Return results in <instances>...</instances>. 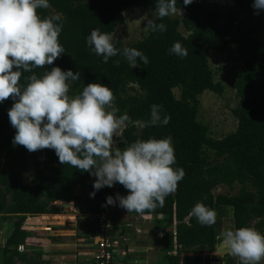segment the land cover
Instances as JSON below:
<instances>
[{"label": "trees", "instance_id": "1", "mask_svg": "<svg viewBox=\"0 0 264 264\" xmlns=\"http://www.w3.org/2000/svg\"><path fill=\"white\" fill-rule=\"evenodd\" d=\"M233 1L236 10L223 19L198 0L189 5L177 0L180 18H153L157 24L164 23L166 31L148 30L143 39L127 45L114 35L125 11L133 6L156 9L157 0H49V8L38 9L42 18L61 16L56 23L63 24L59 42L66 51L52 65L34 69L37 75L57 66L79 72L80 79L69 82V95L79 94L93 82L112 89L120 110L117 115L126 112L135 122L126 123L119 150L138 139L172 137L176 156L173 167L185 171L177 190L165 198L163 207L143 214L122 208L127 214L154 216L162 238L157 264H208L220 259L216 252L225 226L231 225V230L249 226L264 234V10L257 13L253 0ZM181 24L187 35L180 31ZM93 29L112 34L121 51L124 47L142 51L149 63L131 68L119 54L104 63L103 57L87 45ZM177 41L188 50L186 57L169 54ZM208 49L227 51L243 64L235 75L238 103L233 112L237 127L222 138L212 137L210 128L198 118L200 95L207 90L223 92L210 66ZM23 76L21 84L26 83ZM130 85L137 86V93H128ZM14 102L11 97L0 102V226L8 223L5 242L0 243V264H51L41 250L49 234L30 228L29 216L63 213L57 201L76 202L90 216L86 225L93 236L99 229L98 216L103 213L108 212L106 217L116 226L119 205H108L107 197L115 198L117 193L127 196L129 191L118 182L95 190L96 177L62 164L55 150L29 152L14 145L16 129L8 115ZM153 104L163 106L162 116L169 115L170 122L141 127L150 119ZM206 149L214 150L215 156ZM220 185L238 189L233 194H215L213 190ZM93 192L95 195H90ZM198 202L215 210L214 225L201 226L190 215ZM111 231L115 233V229ZM226 261L240 264L231 255Z\"/></svg>", "mask_w": 264, "mask_h": 264}, {"label": "clouds", "instance_id": "2", "mask_svg": "<svg viewBox=\"0 0 264 264\" xmlns=\"http://www.w3.org/2000/svg\"><path fill=\"white\" fill-rule=\"evenodd\" d=\"M192 0H184L185 5ZM177 0H157L156 14L162 19L174 15ZM257 13L264 10V0H253ZM50 7L49 0H0V102L11 97L15 102L9 109L11 125L16 129L14 145L29 152L53 149L62 164L70 165L96 177L94 189L115 183L123 185L127 196L117 193L107 197L108 205H118L128 213L143 214L146 210L163 207L165 198L177 190L184 178L183 168H174L176 156L172 137L138 139L123 150H113L114 137L121 135L126 123H135L115 106V96L107 85L89 83L76 95H69L70 81L80 79L79 72L52 67L42 75L33 70L52 65L65 53L59 42L63 24L60 15L42 18L38 9ZM146 28L164 32V23L147 19ZM87 45L107 63L122 55L131 68L138 63L147 65L148 57L136 48L114 44L110 33L93 29ZM169 54L186 57L188 50L175 42ZM74 58V57H73ZM119 60L115 64L119 65ZM15 69V70H14ZM24 73H29L23 76ZM26 81L21 84V79ZM163 106H151L150 119L141 127L167 125L171 117L163 115ZM90 195L94 196L95 192ZM201 226L216 223L217 213L203 203L192 208ZM229 255L240 264H261L264 261V234L253 227L242 226L220 233Z\"/></svg>", "mask_w": 264, "mask_h": 264}, {"label": "rangeland", "instance_id": "3", "mask_svg": "<svg viewBox=\"0 0 264 264\" xmlns=\"http://www.w3.org/2000/svg\"><path fill=\"white\" fill-rule=\"evenodd\" d=\"M198 1L219 12L223 19L228 16L230 11L236 10L233 0ZM156 16V9H147L141 6L130 7L125 11L124 21L117 26L114 35L125 45L136 43L147 35V19H153ZM172 16L180 18L181 14L177 10ZM179 29L183 34H188L182 24ZM208 57L210 66L214 72L215 80L222 84L223 92L218 93L216 91L207 90L200 95L201 104L198 118L210 128L212 137L222 138L227 133L234 131L237 127L238 120L233 112L238 103L235 75L242 69L243 64L236 55H230L227 51L208 49ZM127 91L131 94L137 93V86L130 85ZM174 91L176 95L179 96V89L175 88ZM124 128L125 126L120 136L114 137L113 150L118 149V143L122 138ZM206 152L211 157L215 156L214 150L206 149ZM1 165L0 163V169ZM237 189L238 188H230L228 185H220L216 187L213 192L215 194H233ZM78 192H81L80 189H78ZM65 203L68 205L66 206ZM56 204L63 207L64 216L55 215V217H49L52 218L51 220L44 218L41 219L42 221H38L37 224H39V226H53L52 234L59 237V239L56 240L57 245H59L58 241L63 243L60 249L78 253V256L74 254L70 255L73 256V259H70L69 264H75L77 260H81L78 261V263H90L89 260L92 257L91 250L93 241L91 239L92 235L89 233L86 225L88 217L90 216L83 213L79 208V204L76 202L57 201ZM103 206L106 205L103 204ZM30 217L31 220L35 221L32 218L33 216ZM229 217H231V215ZM115 225V232L117 234L116 236L119 238L120 245L124 246L125 243H129V245H132V248H135L136 245L144 246L145 244V247L149 249L146 251L147 261L143 264H147L148 259L150 264H157L161 254L162 238H160L161 234L158 231L153 215L127 214L124 213L119 206ZM229 228H231V225L225 226L224 231L229 230ZM7 231L8 223L4 222L0 226L1 244L5 242ZM216 254L220 259H213L212 262L208 264H227L226 258L229 256V253L223 241L217 246ZM17 264L23 263L17 261Z\"/></svg>", "mask_w": 264, "mask_h": 264}, {"label": "crops", "instance_id": "4", "mask_svg": "<svg viewBox=\"0 0 264 264\" xmlns=\"http://www.w3.org/2000/svg\"><path fill=\"white\" fill-rule=\"evenodd\" d=\"M39 215H32L33 216L32 218L36 222L31 220L30 216L27 219V221H28V225L30 228L45 230L48 232L47 234H49V235H47L49 237L44 239V241H43L44 245H42V247H41V250L44 253L43 257L46 260H49L51 262V264H69L70 259H73V256H70V255L74 254V255L78 256V253H72V252L63 251L60 249V247L63 245V243H61V241H58L59 245H57L56 240H58L59 237H56L52 234L53 226L52 227L50 225L39 226V224H37L38 221H42L41 219L46 218L48 220H51L52 218H49V217H55V215L56 216H60V215L64 216V214L63 213H55V214H39ZM37 219H39V220H37ZM45 222H50V221H45ZM147 249H149V248L145 247V244H144V246L136 245L135 248H132L131 244L129 245V243H125L124 246L122 245V252L118 256L117 264H143L147 261V253H146ZM93 250H94V248H93V244H92V250H91L92 254H93ZM78 261H81V260H77L75 264H94L93 256L89 260L90 263L89 262L88 263H85V262H83V263L79 262L78 263ZM147 264H150L149 259H148Z\"/></svg>", "mask_w": 264, "mask_h": 264}, {"label": "built area", "instance_id": "5", "mask_svg": "<svg viewBox=\"0 0 264 264\" xmlns=\"http://www.w3.org/2000/svg\"><path fill=\"white\" fill-rule=\"evenodd\" d=\"M107 213L98 216L99 229L92 236L93 240V261L94 264H117L118 256L122 252V245L116 232L113 234L114 224Z\"/></svg>", "mask_w": 264, "mask_h": 264}, {"label": "water", "instance_id": "6", "mask_svg": "<svg viewBox=\"0 0 264 264\" xmlns=\"http://www.w3.org/2000/svg\"><path fill=\"white\" fill-rule=\"evenodd\" d=\"M65 205L67 206L68 204H67V203H65Z\"/></svg>", "mask_w": 264, "mask_h": 264}]
</instances>
